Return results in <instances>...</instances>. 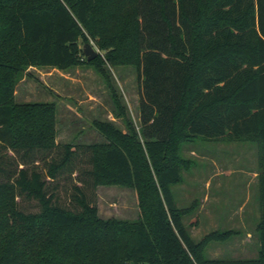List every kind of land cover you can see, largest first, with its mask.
<instances>
[{
  "label": "trees",
  "instance_id": "trees-1",
  "mask_svg": "<svg viewBox=\"0 0 264 264\" xmlns=\"http://www.w3.org/2000/svg\"><path fill=\"white\" fill-rule=\"evenodd\" d=\"M108 63L137 70L144 144L100 121L108 142L60 144L57 103L17 100L30 67L87 64L125 115ZM199 137L258 144L255 257L207 256L236 231L184 221L172 186ZM101 182L133 187L138 218L102 217ZM0 264H264V0H0Z\"/></svg>",
  "mask_w": 264,
  "mask_h": 264
},
{
  "label": "rangeland",
  "instance_id": "rangeland-1",
  "mask_svg": "<svg viewBox=\"0 0 264 264\" xmlns=\"http://www.w3.org/2000/svg\"><path fill=\"white\" fill-rule=\"evenodd\" d=\"M91 42L103 53L91 37ZM113 85L126 107L117 109L112 93L93 66L83 64L68 70L30 67L17 85L19 102L54 100L58 103L57 142L60 144L106 143L94 121L112 123L144 144L140 123V83L134 66L107 65ZM58 150L55 151L56 155ZM181 180L172 186L184 221L196 241L209 233L232 229L226 241L212 240L206 254L215 258H250L260 249L257 225L260 220L258 144L254 141L196 138L182 143ZM153 173L155 170L152 166ZM211 181V185H207ZM223 182L218 188L217 183ZM64 200L66 198L64 197ZM29 205V204H28ZM27 205V206H28ZM99 213L104 218L134 220L139 216L133 187L101 182L98 187ZM35 209L34 204L28 206Z\"/></svg>",
  "mask_w": 264,
  "mask_h": 264
},
{
  "label": "water",
  "instance_id": "water-1",
  "mask_svg": "<svg viewBox=\"0 0 264 264\" xmlns=\"http://www.w3.org/2000/svg\"><path fill=\"white\" fill-rule=\"evenodd\" d=\"M83 51L88 60H92L96 58L99 54V51L94 47V45L91 42H87L84 45Z\"/></svg>",
  "mask_w": 264,
  "mask_h": 264
},
{
  "label": "crops",
  "instance_id": "crops-1",
  "mask_svg": "<svg viewBox=\"0 0 264 264\" xmlns=\"http://www.w3.org/2000/svg\"><path fill=\"white\" fill-rule=\"evenodd\" d=\"M33 67H34V66H33ZM16 97H17V90H16ZM17 100H18V99H17ZM50 101H54V100H50ZM55 102H56V101H55ZM56 103H57V102H56ZM57 105H58V103H57ZM255 175L258 176V172H256ZM211 184H212L211 181H207V185H208V186H210ZM223 185H224L223 182H222V183H220V182L217 183V186H219L218 188H222Z\"/></svg>",
  "mask_w": 264,
  "mask_h": 264
}]
</instances>
